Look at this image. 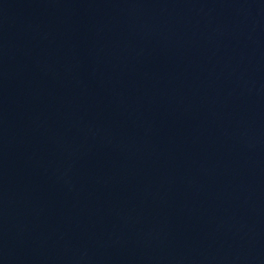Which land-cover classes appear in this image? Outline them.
Listing matches in <instances>:
<instances>
[{
    "label": "water",
    "instance_id": "95a60500",
    "mask_svg": "<svg viewBox=\"0 0 264 264\" xmlns=\"http://www.w3.org/2000/svg\"><path fill=\"white\" fill-rule=\"evenodd\" d=\"M0 264H264V0H0Z\"/></svg>",
    "mask_w": 264,
    "mask_h": 264
}]
</instances>
